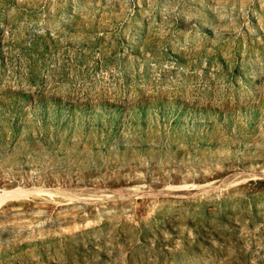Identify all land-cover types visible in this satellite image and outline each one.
I'll return each instance as SVG.
<instances>
[{"label":"rangeland","instance_id":"1","mask_svg":"<svg viewBox=\"0 0 264 264\" xmlns=\"http://www.w3.org/2000/svg\"><path fill=\"white\" fill-rule=\"evenodd\" d=\"M257 181L264 0H0V264H264Z\"/></svg>","mask_w":264,"mask_h":264},{"label":"trees","instance_id":"2","mask_svg":"<svg viewBox=\"0 0 264 264\" xmlns=\"http://www.w3.org/2000/svg\"><path fill=\"white\" fill-rule=\"evenodd\" d=\"M249 184H253V183H256V182H253V181H251V182H248ZM262 183H264V181H257V184H262Z\"/></svg>","mask_w":264,"mask_h":264},{"label":"bare ground","instance_id":"3","mask_svg":"<svg viewBox=\"0 0 264 264\" xmlns=\"http://www.w3.org/2000/svg\"><path fill=\"white\" fill-rule=\"evenodd\" d=\"M207 192H209V191L201 192V194H205V193H207Z\"/></svg>","mask_w":264,"mask_h":264}]
</instances>
